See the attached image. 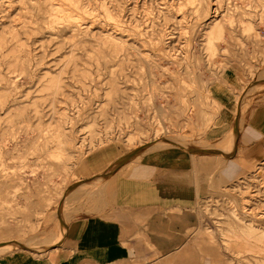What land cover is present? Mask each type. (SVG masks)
I'll use <instances>...</instances> for the list:
<instances>
[{
    "label": "rangeland",
    "instance_id": "374dc122",
    "mask_svg": "<svg viewBox=\"0 0 264 264\" xmlns=\"http://www.w3.org/2000/svg\"><path fill=\"white\" fill-rule=\"evenodd\" d=\"M96 1L111 7L106 11L95 4L89 16L106 29L127 40L134 39L135 31H144L141 38L147 42H155L158 31L164 32L173 52L187 53L185 66L172 70L180 75V93L188 97L180 99L175 92L161 95L158 90H166L172 76L164 78L156 71L152 78L148 63L149 70L146 65L141 69L131 49L121 51L125 66L109 63L103 75H97V67L109 58L91 59L96 46L80 49L73 46L71 34L40 29V14L30 5L34 0H0V40H4L0 46V246L12 245L0 256L61 253L63 227L79 207L100 196L118 168L155 156L159 140L187 143L205 154L220 151L221 140L232 132L236 144L229 157L193 155L175 148L190 160L192 178H198V164L207 162V169L201 171L206 180L201 202L206 235L221 244L229 264H264L225 240L226 234L253 218L243 211L245 199L258 194L245 207L264 209V89L252 87L264 82V45L258 46L255 37L257 31L264 39V19L257 13L240 18L226 14L245 7L244 0H214L209 16L201 9L203 0ZM166 2L173 12L168 22L163 16ZM214 18L225 24L234 20L233 26L229 24L234 29L231 51L223 50L218 41L215 50L208 48L207 28ZM94 32L98 34L97 27ZM145 49L153 51V47ZM60 79L63 87L54 93ZM149 81L158 93H150ZM145 96H152L151 109L146 108ZM246 98L249 105L240 113L239 104ZM19 103L22 106L10 108ZM144 146L137 158L122 162Z\"/></svg>",
    "mask_w": 264,
    "mask_h": 264
},
{
    "label": "crops",
    "instance_id": "0c3cea01",
    "mask_svg": "<svg viewBox=\"0 0 264 264\" xmlns=\"http://www.w3.org/2000/svg\"><path fill=\"white\" fill-rule=\"evenodd\" d=\"M206 166L196 179L189 159L129 162L64 227L61 253L4 254L0 264H229L202 219Z\"/></svg>",
    "mask_w": 264,
    "mask_h": 264
},
{
    "label": "bare ground",
    "instance_id": "6f19581e",
    "mask_svg": "<svg viewBox=\"0 0 264 264\" xmlns=\"http://www.w3.org/2000/svg\"><path fill=\"white\" fill-rule=\"evenodd\" d=\"M12 1H14V0H12ZM34 1H35L34 3H30L31 1L29 3H30V5H33L34 9H37L38 13L40 14V20L42 23L40 29L44 27V29L45 30L47 29V31L51 34L53 32H59L62 35L71 34L73 46H76L80 49H86L85 48L86 45H91L92 46L91 49H94L97 47L94 51V54H92V55L87 54L91 57V59L106 60L107 58H109L108 61H103L104 64L97 67V69H96L97 75L98 74L103 75V73L106 70L109 63H115V64L123 66L126 61L122 57L125 54L121 55V51L124 50L126 53L127 50L131 49V50H133L132 53H134V52L136 53L135 57H137L136 59H137V62H139L141 69L145 65L147 67V64H145V63L146 62L148 63V66L151 68L152 78H154L156 76V71L157 72L160 71L161 77H164V78L172 76V81H171L170 86L166 87V90H168V91H166L165 88H161V87L159 90H158V88L157 89L153 88V86H152L153 82L149 81L151 94H154V93L156 94V92L158 93V91L160 92L161 95H163L165 93L175 92L174 95L179 96L180 99H183V100L187 99L188 96H185V94H181L179 91L182 89L181 86H179V84H178L179 81L181 80L179 77L180 75L178 73L174 72L172 70V68L175 66H182V65L185 66L189 57H187V53L185 54V56H179L175 52H173V50H174L173 46L171 45V43L168 44L166 42L165 37L167 36V34H165L164 32L158 31V36L156 37V41L153 38V41H155V42H147V41L143 40L141 38V36L146 34L144 31H135L134 39L133 40H127V39H124V36L120 35L119 33L115 34L111 30L106 29L104 27V24H101L102 22H98L93 17H89L90 15H92V12L94 10L93 6L95 4H97L99 7L103 8V9H105L106 11L111 10V7L108 6L106 3H103L101 1H96V0H34ZM111 1L115 2L117 0H111ZM213 1L214 0H203L201 9H202L204 15L209 16V14L211 12L210 5H211V3H213ZM244 2H245L244 3L245 7L239 6V7H237V9H236L237 11H235L234 14H230L229 12L226 14L240 18V17H244V15L252 16V15L257 13L258 16L261 17V19H264V0H244ZM219 3H221V0H219ZM164 5H165L166 9L164 10L163 16H165V21L168 22V20H171V18L173 17V12H172V8H171L169 2L164 3ZM218 8H220V7H218ZM114 9H115V11H118V12L120 11L118 5H115ZM131 10L135 11V9H131ZM255 10H257V12H255ZM226 14L224 16H226ZM107 15L110 16V13L108 12ZM184 16H185V12H184ZM112 17H113V15H112ZM123 17H125V15ZM207 19H210V18L208 17ZM223 21H224V19H223ZM233 21L234 20H231L229 22V24H231V26H233L232 25ZM229 24H225L220 20L217 21V18H214L213 21L210 23V25L207 28V29H209L207 42H208V48L210 50H215V45H214L215 41L221 42L223 44V50H225V51H231L233 49L231 47V44H232V40L234 38V35H233L234 29ZM247 25H249V24H247ZM95 27H97L99 30L98 34L94 32ZM255 37H257L256 38L257 41L256 40H253V41H256V44L258 46L261 45L262 42L264 45V39H262L263 37L259 32L255 31ZM260 38H261V40H259ZM3 43H4V40L1 39L0 40V46L3 45ZM150 43H151V45H150ZM252 44H253V42H252ZM146 47H148V48L153 47V51H151L150 49L149 50L145 49ZM146 50H148V51H146ZM88 52H89V50H88ZM129 52H131V51H129ZM116 58H118V60H116ZM74 59H75V54H73L71 56V60H74ZM14 61H15V63H17L20 61V59H17ZM10 63H13V62L10 61ZM108 70L110 71L109 68H108ZM136 70L138 71L140 69H136ZM147 70H149L148 67H147ZM81 73H83L85 76H87V74L85 72H81ZM110 73L113 74L112 72H110ZM60 74H62V71L60 72ZM60 74H58L59 77H60ZM173 74H175V76ZM157 78H159V77H157ZM149 79H151V78H149ZM61 81H62V79H60V81H57V85L55 86L56 91L54 93L61 91V88L63 87L61 85ZM6 84L9 85L10 81L6 82ZM147 85L148 84H145L144 87H146ZM172 85H173V87H172ZM111 86H112L113 90H115L116 92L119 91V89L116 85H111ZM144 87H143V89H144ZM252 87H257L258 89H264V82L263 83L254 82V83H252ZM6 90L8 93H10V86H7ZM156 90H158V91H156ZM143 91H145V90H143ZM4 93L6 94V92H4ZM158 98H159V96H158ZM248 98H246L240 102L239 110H238L240 113L243 112L244 107H247L249 105ZM151 99H152V96L151 97L149 96V98L146 96L144 97V102L147 105L146 108H148V109H151V106L149 103ZM13 106H22V104L19 103V104L11 105L10 108ZM154 106H155V104H154ZM176 106H178V105H176ZM170 107H168V108H170ZM179 107L182 108L183 106L179 105ZM124 108H126V106ZM129 108H126V109H129ZM155 108H157V107H155ZM156 110L159 111V109H156ZM178 111H180V110H178ZM150 113H149V116H150ZM163 114H165V112ZM167 114H168V112H167ZM159 115H160V113H159ZM172 116H173L172 118H174L175 120L178 118V117L175 118L176 116L174 114ZM178 116H179V114H178ZM182 116H184V115H182ZM162 117H164V115ZM187 118L188 117H186V120H187ZM187 122H189V121H187ZM173 123H174V121H173ZM170 124L168 125V127H171L172 124L171 125ZM188 124H190V123H188ZM235 141H236L235 134H233L232 132H228V133H226L224 138L221 140L220 144L222 147L221 146L220 147L222 149H220V151H214V153L211 151H206L204 154V152L202 150H200V148L191 149V147H189V145L187 143H181V142L175 143V142L171 141L170 139H167V141L161 139L158 141V144H160L159 145L160 147H157L158 150L156 151L155 156H152V158H154L155 160L167 159V160H172V161H179V160L183 161L186 158H184V155H182L179 151L176 150V148H175L176 146H180V147H183L185 150H189L190 153H192L193 155L196 153L200 156L209 155V154H213V155L216 154V156H219V157L223 156V155H226L229 157V156H231V154H232L231 152H232L233 148L235 147V144H236ZM143 148H145V146L131 152L130 154H128L123 159L122 162H126L127 160H129L133 157L137 158L136 154H138ZM256 188L258 189V186H256ZM249 194H251V193H249ZM257 195L258 194L251 195L250 197H248V198H250V200L245 199V203H243V205H244L243 211L247 213V210H248V212H249L248 214H250L253 217L252 219H250L251 220V221H249L250 223H246V224L242 225L241 227H239V229L233 230L230 234H226L228 239H225V240H229V243L238 244L239 247L241 248V251H243L244 253H246L248 255L253 256L254 258H258V260H261V261L263 260L262 262H264V209L262 210V212H260V211L257 212L258 207L252 208V209L251 208L248 209L247 207H245V205H249V202H251V201L254 202V200L258 197ZM71 197H70V199H71ZM235 215H236V218L238 220H240V221L243 220V218L239 217L238 214L235 213ZM256 220L260 222L259 225L256 223ZM244 223H245V221H244ZM60 229H62V228L60 227ZM64 229L65 228L63 227V230ZM60 232H62V230ZM210 232H212V231H210ZM211 235L213 236L214 234L211 233ZM57 236H58V234H57ZM52 237L54 239V238H56V235L54 234ZM10 246L12 247V245H10V244H6L5 246H1L0 251H5ZM260 258H262V259H260Z\"/></svg>",
    "mask_w": 264,
    "mask_h": 264
}]
</instances>
